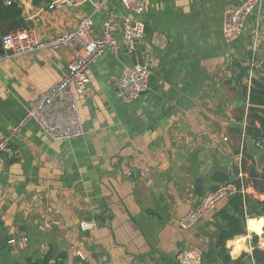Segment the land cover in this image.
<instances>
[{
	"label": "crops",
	"instance_id": "0c3cea01",
	"mask_svg": "<svg viewBox=\"0 0 264 264\" xmlns=\"http://www.w3.org/2000/svg\"><path fill=\"white\" fill-rule=\"evenodd\" d=\"M20 1L24 26L45 41L74 29L86 15L95 35L110 15H131L120 0ZM143 1L145 37L135 56L106 52L88 68L91 85L78 98L80 136L54 140L33 120L20 139L12 133L27 108L60 79L70 49L0 54V139L16 149L0 172V250L7 248L18 264L49 250L50 263L176 264L175 254L186 248L200 250L205 264H236L242 253L264 247L263 226L260 232L248 228L264 212L251 215L249 203L245 233L225 245L230 261L216 245L221 222L215 214L227 199L193 227L178 223L223 183L216 173L233 182L243 173L244 198L264 200V186H252L244 153L251 138L245 127L252 57L253 77L264 80V0L234 41L222 34L225 9L242 0ZM134 61L148 66L150 78L148 89L127 103L116 81L122 64ZM92 218L99 222L95 229L78 230L80 220ZM247 259L254 264L247 256L242 264Z\"/></svg>",
	"mask_w": 264,
	"mask_h": 264
},
{
	"label": "built area",
	"instance_id": "2783aa9c",
	"mask_svg": "<svg viewBox=\"0 0 264 264\" xmlns=\"http://www.w3.org/2000/svg\"><path fill=\"white\" fill-rule=\"evenodd\" d=\"M122 6L131 15H110L102 24L99 34L92 33L91 16H83L76 27L60 36L45 41L38 38L33 27L18 28L0 35L2 49L13 56H19L48 47L66 46L72 53L71 60L58 81L42 92L27 108L23 116L14 124L12 133L22 137V128L29 120L35 121L40 129L54 140L70 139L82 135L83 127L78 107L79 96L85 94L91 85L88 68L91 63L106 52L117 55L124 50L126 55L135 56L139 43L145 37V22L143 0H120ZM262 0H242L238 4L229 5L225 9V20L222 34L227 41L237 39L243 29L246 16L257 7ZM54 4H50L52 8ZM255 48L252 49L254 51ZM254 57L249 62L247 85L253 77ZM150 71L146 64L140 61L124 63L117 77V89L124 102H132L148 89ZM264 149V142H257ZM16 157V149L8 138L0 139V172L5 163ZM244 174L239 172L238 184L223 182L212 191L205 193L199 201L179 219L181 227L195 226L203 217L216 211L218 204L230 196L240 193L243 198L246 188L243 184ZM245 209V203L243 204ZM108 213V212H106ZM247 216V215H246ZM99 225L96 219H84L77 223L79 231H91ZM51 227V223L47 224ZM27 241L26 236L21 237ZM11 240L10 243H13ZM83 259V254L76 251ZM176 264H205L203 254L196 248L181 249L175 254Z\"/></svg>",
	"mask_w": 264,
	"mask_h": 264
},
{
	"label": "trees",
	"instance_id": "16d2710c",
	"mask_svg": "<svg viewBox=\"0 0 264 264\" xmlns=\"http://www.w3.org/2000/svg\"><path fill=\"white\" fill-rule=\"evenodd\" d=\"M35 1L36 0H32V3ZM24 22L22 3L20 0L0 1V35L25 27ZM243 89L246 90L247 86H243ZM247 94L249 106L247 115L248 122L245 127V133L255 141L263 139L264 142V117L261 115L264 112V80L252 77ZM256 123H258V125H256ZM244 153L252 163L251 167L247 170L252 186L256 189L262 190V187L264 186V173L259 174L256 171L253 157L246 152L245 146ZM243 168L245 169L244 165L242 169ZM214 179L218 182H231L238 184L237 182L230 181L228 176L223 173H216L214 175ZM244 203H249V213L251 215L259 216L262 212H264V200H251L247 197L243 198L240 193H236L230 196L227 199L226 205L219 209L215 214L221 222L218 227L216 245L224 254V261H230V256L228 255L227 248L225 247L226 242L235 236L245 233L244 225L246 212L243 208ZM262 229L264 231V226ZM256 237V235H253L254 240ZM246 256L252 258L254 264H264V247L259 248L255 246L251 254L242 253L235 263L242 264L241 260ZM52 257L51 250H49L42 257L26 261L23 264H63L59 261V259H56L54 263H50Z\"/></svg>",
	"mask_w": 264,
	"mask_h": 264
},
{
	"label": "water",
	"instance_id": "95a60500",
	"mask_svg": "<svg viewBox=\"0 0 264 264\" xmlns=\"http://www.w3.org/2000/svg\"><path fill=\"white\" fill-rule=\"evenodd\" d=\"M4 1V0H0ZM6 1V0H5ZM30 0H24V2H28ZM32 1V0H31ZM3 53V49L0 43V54ZM247 152L251 155L257 165L258 168L264 167V149L259 148L255 141L252 138L246 139ZM134 174V172L132 173ZM197 192L201 193V190L197 187ZM30 258H27L26 261H29ZM0 264H18L10 255L7 248H3L0 250ZM244 264H253L251 260H244Z\"/></svg>",
	"mask_w": 264,
	"mask_h": 264
},
{
	"label": "clouds",
	"instance_id": "9594fccd",
	"mask_svg": "<svg viewBox=\"0 0 264 264\" xmlns=\"http://www.w3.org/2000/svg\"><path fill=\"white\" fill-rule=\"evenodd\" d=\"M262 226H264V219H252L248 221V228L256 232H260ZM236 245V251H239L240 241H236Z\"/></svg>",
	"mask_w": 264,
	"mask_h": 264
},
{
	"label": "rangeland",
	"instance_id": "374dc122",
	"mask_svg": "<svg viewBox=\"0 0 264 264\" xmlns=\"http://www.w3.org/2000/svg\"><path fill=\"white\" fill-rule=\"evenodd\" d=\"M256 165V164H255ZM251 167V163L250 164H248V166H247V170L249 169ZM256 167H257V165H256ZM258 168V167H257ZM259 174H262V173H264V167H261L260 169H257L256 170ZM264 185V184H263Z\"/></svg>",
	"mask_w": 264,
	"mask_h": 264
},
{
	"label": "bare ground",
	"instance_id": "6f19581e",
	"mask_svg": "<svg viewBox=\"0 0 264 264\" xmlns=\"http://www.w3.org/2000/svg\"><path fill=\"white\" fill-rule=\"evenodd\" d=\"M250 220H252V219H250Z\"/></svg>",
	"mask_w": 264,
	"mask_h": 264
}]
</instances>
